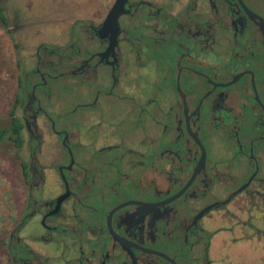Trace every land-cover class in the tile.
Returning a JSON list of instances; mask_svg holds the SVG:
<instances>
[{"label":"flooded vegetation","instance_id":"flooded-vegetation-1","mask_svg":"<svg viewBox=\"0 0 264 264\" xmlns=\"http://www.w3.org/2000/svg\"><path fill=\"white\" fill-rule=\"evenodd\" d=\"M58 7L18 65L4 264H264V0Z\"/></svg>","mask_w":264,"mask_h":264},{"label":"rangeland","instance_id":"rangeland-1","mask_svg":"<svg viewBox=\"0 0 264 264\" xmlns=\"http://www.w3.org/2000/svg\"><path fill=\"white\" fill-rule=\"evenodd\" d=\"M65 3L63 4L66 5ZM56 5H58V0H0V8L3 9L9 22L8 27L12 28V33H9L8 29L4 28L0 22V129L9 125V113L13 108L16 80L18 78V65L24 60L26 54L32 52L34 47V45L31 46L26 42L30 38L31 44V39L33 37L36 39L35 32L46 40H52L54 36H52L51 25L67 13L66 7H64L66 9L58 7L59 9L53 10ZM68 5L69 3H67V7ZM21 24L25 28L17 31V26ZM63 31L66 32V30ZM62 32L60 31V34ZM20 44L26 47L23 51H19L18 46ZM10 153L7 146L2 142L0 145L1 237L4 236L7 230V213L10 206L8 200L9 187L10 179L13 178L9 163ZM3 254L4 246L3 243H0V264L5 262Z\"/></svg>","mask_w":264,"mask_h":264},{"label":"trees","instance_id":"trees-1","mask_svg":"<svg viewBox=\"0 0 264 264\" xmlns=\"http://www.w3.org/2000/svg\"><path fill=\"white\" fill-rule=\"evenodd\" d=\"M0 22L2 23L3 27L5 28L8 25V19L4 15V11L2 8H0ZM11 115H13V111L11 112ZM21 131V124L17 121V119H13L11 124L7 126L6 128L0 129V144L5 140L7 135H10L16 143L19 144V137L15 135L19 134ZM4 242V236H0V243Z\"/></svg>","mask_w":264,"mask_h":264},{"label":"water","instance_id":"water-1","mask_svg":"<svg viewBox=\"0 0 264 264\" xmlns=\"http://www.w3.org/2000/svg\"><path fill=\"white\" fill-rule=\"evenodd\" d=\"M115 13H116V8L113 10L112 15H115Z\"/></svg>","mask_w":264,"mask_h":264}]
</instances>
